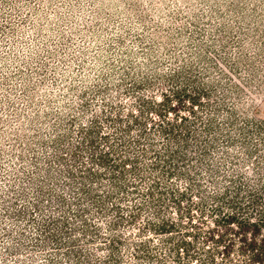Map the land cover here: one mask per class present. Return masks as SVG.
<instances>
[{
    "label": "rangeland",
    "instance_id": "1",
    "mask_svg": "<svg viewBox=\"0 0 264 264\" xmlns=\"http://www.w3.org/2000/svg\"><path fill=\"white\" fill-rule=\"evenodd\" d=\"M0 264H264V0H0Z\"/></svg>",
    "mask_w": 264,
    "mask_h": 264
}]
</instances>
